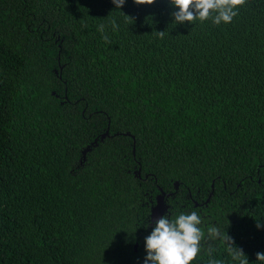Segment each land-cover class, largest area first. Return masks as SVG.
I'll list each match as a JSON object with an SVG mask.
<instances>
[{
	"label": "trees",
	"instance_id": "16d2710c",
	"mask_svg": "<svg viewBox=\"0 0 264 264\" xmlns=\"http://www.w3.org/2000/svg\"><path fill=\"white\" fill-rule=\"evenodd\" d=\"M175 11L170 0H0V264H144L145 202L175 182L178 202L214 189L199 212L206 237L220 228L258 264L264 0L229 25L175 24ZM202 247L193 264H238L219 240Z\"/></svg>",
	"mask_w": 264,
	"mask_h": 264
},
{
	"label": "clouds",
	"instance_id": "9594fccd",
	"mask_svg": "<svg viewBox=\"0 0 264 264\" xmlns=\"http://www.w3.org/2000/svg\"><path fill=\"white\" fill-rule=\"evenodd\" d=\"M117 9L124 7L126 0H112ZM137 6H152L156 0H134ZM249 0H170V5L177 9L172 13L175 24L203 25L211 21L214 25L232 24L239 15L241 8H244ZM122 14L127 22H134L130 16ZM113 31H117L119 25L115 19L108 17ZM97 31L102 34V38L109 43V37L105 33V25L100 24ZM166 32H155L164 39ZM203 220L198 211L181 212L176 215H165L156 221V225L151 234L145 238V251L147 253L144 264H193L199 258V254L204 251L202 244L206 240L217 241L225 247V251L233 262L238 264H249V261L242 249L234 246V241L226 233H222L220 228L209 226L207 237L204 228L201 226ZM257 227H261L258 222ZM213 247H209V256L214 252ZM258 264H264V253L256 254ZM208 264H223L217 259H209Z\"/></svg>",
	"mask_w": 264,
	"mask_h": 264
},
{
	"label": "flooded vegetation",
	"instance_id": "af4514ba",
	"mask_svg": "<svg viewBox=\"0 0 264 264\" xmlns=\"http://www.w3.org/2000/svg\"><path fill=\"white\" fill-rule=\"evenodd\" d=\"M90 152V151H89ZM88 152V153H89ZM87 153V154H88ZM82 160H83V155H82ZM80 163L82 164V162H81V160H80ZM139 170V169H138ZM137 170V171H138ZM138 176L139 177H141V174L139 175L138 174ZM145 178H146V176H145ZM148 178V177H147ZM146 178V179H147ZM163 190V189H162ZM179 190V189H178ZM165 192V191H164ZM178 192V191H177ZM177 192H169V193H167V192H165V193H167L168 195L169 194H172V193H175L174 195H170V196H164V203L166 204V207H167V209L163 212V214H161L160 216H159V218H161V217H163V216H165V215H168L169 216V218H171V215H172V212L174 211V208L177 206V205H181V203H183L180 207L182 208V209H184V211L185 212H190V211H192V209H188V208H186V206H187V204L186 203H188V199L191 201V202H193V207L192 208H195V209H198V212H200L201 213V207H202V205L206 202V200L203 202V201H201V202H199L198 200H196V199H194L193 198V196H192V194H191V192H189L188 194H189V197L185 200V201H181V202H178V200H176V193ZM160 194V193H159ZM159 194H157L156 196H155V198L153 199V198H151V197H149L148 199H149V201L148 202H145V204L147 205V207H149V209H150V213H149V215L147 216V223H148V226H147V229H146V231H145V233L146 234H148L147 232H152V230L154 229V227H155V225H156V221L159 219V218H156V219H154V221L152 220V208L156 205V197L159 195ZM210 195V194H209ZM209 195H208V197H209ZM207 197V198H208ZM203 202V203H202ZM206 205V204H205ZM137 245H138V243H136ZM135 244V245H136ZM135 251H137V250H135Z\"/></svg>",
	"mask_w": 264,
	"mask_h": 264
},
{
	"label": "water",
	"instance_id": "95a60500",
	"mask_svg": "<svg viewBox=\"0 0 264 264\" xmlns=\"http://www.w3.org/2000/svg\"><path fill=\"white\" fill-rule=\"evenodd\" d=\"M125 135H129V136H131V134L130 133H126ZM107 136H109V131L107 130L103 135H102V137H101V141H103ZM132 138H134L133 136H132ZM98 145V139H95V141L91 144V145H89V146H87L83 151H82V155H83V160H85L86 159V155H87V153L89 152V151H91L92 150V148L93 147H96ZM134 149H135V147H134ZM81 162H83L82 160H81ZM136 174L138 175H140L141 174V169H139L138 171H136ZM146 178H147V176H146ZM174 188H175V192H177L178 191V189H179V183L178 182H175L174 183ZM212 188H213V186H212ZM160 190V194L156 197V205L152 208V220L154 221V219H156V218H159V216L161 215V214H163V212L167 209V207H166V204L164 203V196H170V195H174L175 193H172V194H167V193H165L162 189H159ZM214 190V189H213ZM213 190H212V192L210 193V195H209V197L207 198V200H206V204L210 201V198H211V196L213 195ZM137 247H138V245L136 244L135 246H134V248H135V250H137Z\"/></svg>",
	"mask_w": 264,
	"mask_h": 264
}]
</instances>
